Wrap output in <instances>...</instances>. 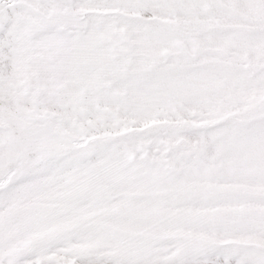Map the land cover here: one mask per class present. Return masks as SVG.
I'll list each match as a JSON object with an SVG mask.
<instances>
[{
	"label": "snow or ice",
	"instance_id": "6c2138e0",
	"mask_svg": "<svg viewBox=\"0 0 264 264\" xmlns=\"http://www.w3.org/2000/svg\"><path fill=\"white\" fill-rule=\"evenodd\" d=\"M0 264H264V0H0Z\"/></svg>",
	"mask_w": 264,
	"mask_h": 264
}]
</instances>
